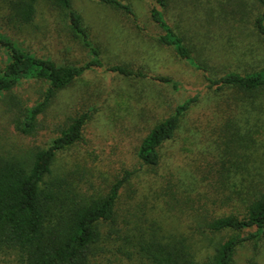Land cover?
Instances as JSON below:
<instances>
[{
    "label": "rangeland",
    "instance_id": "rangeland-1",
    "mask_svg": "<svg viewBox=\"0 0 264 264\" xmlns=\"http://www.w3.org/2000/svg\"><path fill=\"white\" fill-rule=\"evenodd\" d=\"M122 1L135 9L141 29L134 26L132 18L103 0H72L92 41L101 48L104 65L87 70L74 84L60 90L48 111L40 115L32 135L20 133L10 117L2 116L0 149L3 153H25L32 147L45 146L66 127L70 117L89 111L84 140L58 155L55 170L63 175L71 172L86 195L107 192L130 171L129 182L121 190V209L122 205L139 203L144 218L160 222L163 232L190 233L191 220L195 219L191 216L192 205L207 200L205 191L213 193L209 182L203 181L207 165L220 158L236 159L237 169L228 166L227 173L232 176L254 168L264 173V93L240 96L234 88H209L203 71L158 41L161 28L150 20V0ZM168 2L170 22L183 34L192 55L202 60L214 77L232 70L245 73L264 69V36L254 26L260 12L257 0ZM68 22L62 11L41 2L32 24L19 30L10 24L7 31L38 56L51 57L58 63L85 64L91 53ZM6 56L5 48L0 46V66ZM116 64L148 74L169 75L177 88L150 77L123 76L110 70ZM43 88L42 83L28 79L14 92L23 101L32 100V104ZM196 95L199 98L183 115L174 139L163 145L160 165H143L137 148L144 136L180 102ZM256 106L260 110L256 111ZM248 138L251 141L247 146L239 144ZM241 154H245L244 162ZM188 197L185 209L182 200ZM120 214L122 217V210ZM110 249L117 251V245ZM106 254L93 264H129L113 252ZM0 264L16 263L13 255L0 252ZM232 264H264V237L241 245Z\"/></svg>",
    "mask_w": 264,
    "mask_h": 264
},
{
    "label": "trees",
    "instance_id": "trees-1",
    "mask_svg": "<svg viewBox=\"0 0 264 264\" xmlns=\"http://www.w3.org/2000/svg\"><path fill=\"white\" fill-rule=\"evenodd\" d=\"M41 2L65 14L70 30L89 49V61L82 65L58 63L51 57L36 55L13 39L7 26L11 24L19 30L32 24ZM103 2L132 18L137 29L142 28L131 4L122 0ZM150 2V20L161 28L158 41L203 71L209 88H234L240 96L264 93V69L245 73L232 70L214 77L208 66L192 55L185 37L170 22L166 14L168 0ZM257 2L260 12L254 26L264 36V0ZM3 25L0 46L7 56L0 66V118L10 117L17 131L32 135L40 115L48 111L60 90L74 84L87 70L104 65L102 51L92 41L72 0H0V28ZM110 70L126 77H150L177 88L169 75L134 71L122 64L113 65ZM28 79L45 85L32 104V100L23 101L14 92ZM198 98L196 95L180 102L173 113L144 136L137 148L143 165H160L163 145L174 139L183 115ZM258 110L260 107L256 106ZM89 118V111L70 117L66 127L47 145L32 147L25 153H3L0 149V252L13 255L16 264H93L107 252L122 256L121 260L126 259L129 264H232L241 245L264 237V173L254 168L232 176L227 173L228 166L237 169L236 159L220 158L210 167L207 165L203 181L209 182L213 193L205 191L207 200L199 206L192 205L191 216L195 219L190 217V233L163 232L160 222L144 218L139 203L122 205L121 209V190L129 182L130 171L111 184L107 192L83 193L71 172L66 170L63 175L55 170V161L60 153L84 140ZM249 141L251 138L239 144L247 146ZM244 155L240 156L241 162L245 161ZM189 200L190 197L182 200L185 209ZM218 234L222 237L217 238ZM116 245L117 251H111ZM206 248L209 252L203 254Z\"/></svg>",
    "mask_w": 264,
    "mask_h": 264
}]
</instances>
